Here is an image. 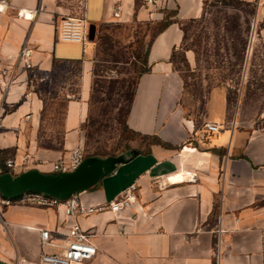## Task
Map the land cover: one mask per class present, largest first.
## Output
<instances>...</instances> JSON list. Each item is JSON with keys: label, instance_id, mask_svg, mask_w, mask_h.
I'll list each match as a JSON object with an SVG mask.
<instances>
[{"label": "crops", "instance_id": "obj_1", "mask_svg": "<svg viewBox=\"0 0 264 264\" xmlns=\"http://www.w3.org/2000/svg\"><path fill=\"white\" fill-rule=\"evenodd\" d=\"M210 1L169 0L158 8L143 0H0V170L7 171L12 159L15 174L53 173V163L68 160L73 149L85 153L101 27H158L148 36L145 70L125 122L143 140L157 137L161 143L147 149L133 143L113 173L77 193L97 205L137 186L129 210L78 217L84 229L94 231L98 252L90 264H264V123L240 115L228 122V101L220 90L212 93L203 115H187L182 104L185 81L175 55L183 51L190 66L196 63L195 52L183 48V26L202 19ZM239 1L253 7L251 38L264 43V0ZM22 10L37 13L25 18ZM78 10L75 17L96 27L87 53L79 44L58 40L61 18ZM24 47L28 56L22 55ZM59 74L67 98L62 142L48 147L39 140L45 103L34 87ZM206 123L223 130L208 132ZM17 199L1 212L7 226L0 220V264H39L43 251L55 250L42 247L39 230H49L53 242L66 246L73 219L65 205Z\"/></svg>", "mask_w": 264, "mask_h": 264}, {"label": "rangeland", "instance_id": "obj_2", "mask_svg": "<svg viewBox=\"0 0 264 264\" xmlns=\"http://www.w3.org/2000/svg\"><path fill=\"white\" fill-rule=\"evenodd\" d=\"M253 12L252 6L239 0H213L207 3L202 19L184 24L183 48L196 55L193 66L183 51L175 55L185 81L182 104L187 115H203L212 93L220 90L228 101V122L240 115L244 121L264 123V43L251 38ZM80 13L78 10L72 15ZM157 28L140 24L101 27L95 58L98 77L84 125L85 157L119 156L133 143L139 142L147 149L152 142L129 131L125 118L136 81L145 70L148 36ZM63 82L64 75L59 74L51 82L47 80L34 87L45 103L39 140L48 147H59L62 142L67 106V98L60 89ZM21 197L30 203L25 195ZM0 220L7 226L2 216Z\"/></svg>", "mask_w": 264, "mask_h": 264}, {"label": "built area", "instance_id": "obj_3", "mask_svg": "<svg viewBox=\"0 0 264 264\" xmlns=\"http://www.w3.org/2000/svg\"><path fill=\"white\" fill-rule=\"evenodd\" d=\"M168 1L169 0H143L145 4L158 8L165 7ZM36 13V10H22L19 12V15L25 18H32ZM58 40L64 43L79 44L82 47L83 53H87L91 43L87 20L83 17L63 16L59 23ZM29 54L30 50L24 47L22 55L28 56ZM29 95H31V92L26 94V96ZM204 128L211 133H219L223 130V127L217 123H206ZM84 157L85 153L82 147L73 149L68 160L61 159L53 163L52 171L53 173L74 171L80 165ZM15 165L14 160H7L6 172L15 174ZM25 197L28 198L30 203L42 206L65 205L67 215L73 219V223L66 233V246L53 242L49 230H39L42 247L50 246L55 249L52 252L43 251L40 256L39 264H90L91 260L98 252L97 246L92 239L94 231L91 229H84L78 222V217L89 216L106 210L114 214H120L129 210L136 202L137 186L132 184L108 203H100L97 205L83 202L78 194L66 200H61L45 194H25ZM11 201V199L4 198L0 193V217L2 212L1 208L5 205H9Z\"/></svg>", "mask_w": 264, "mask_h": 264}, {"label": "water", "instance_id": "obj_4", "mask_svg": "<svg viewBox=\"0 0 264 264\" xmlns=\"http://www.w3.org/2000/svg\"><path fill=\"white\" fill-rule=\"evenodd\" d=\"M95 25L89 27V39H95ZM125 161L123 155L84 157L71 172L44 173L31 169L20 174H0V193L4 198L17 199L25 194H45L61 200L91 189Z\"/></svg>", "mask_w": 264, "mask_h": 264}, {"label": "trees", "instance_id": "obj_5", "mask_svg": "<svg viewBox=\"0 0 264 264\" xmlns=\"http://www.w3.org/2000/svg\"><path fill=\"white\" fill-rule=\"evenodd\" d=\"M144 139H147V140H152V142L151 143H153V142H158V143H161V141L160 140H158L157 139V137H150V136H144L143 137ZM150 143V144H151ZM164 145H166V146H170L169 144H164ZM6 172V170H4V169H2V170H0V174H3V173H5ZM21 198V197H20ZM12 201H15V200H18V199H11Z\"/></svg>", "mask_w": 264, "mask_h": 264}, {"label": "bare ground", "instance_id": "obj_6", "mask_svg": "<svg viewBox=\"0 0 264 264\" xmlns=\"http://www.w3.org/2000/svg\"><path fill=\"white\" fill-rule=\"evenodd\" d=\"M182 178H183V177L179 178V180L182 179Z\"/></svg>", "mask_w": 264, "mask_h": 264}]
</instances>
